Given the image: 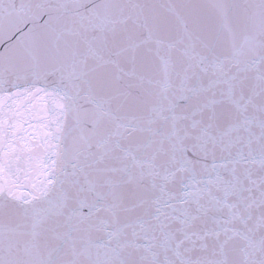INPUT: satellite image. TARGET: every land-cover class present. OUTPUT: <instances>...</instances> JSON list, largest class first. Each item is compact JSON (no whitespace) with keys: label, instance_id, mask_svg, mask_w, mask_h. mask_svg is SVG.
<instances>
[{"label":"snow or ice","instance_id":"6c2138e0","mask_svg":"<svg viewBox=\"0 0 264 264\" xmlns=\"http://www.w3.org/2000/svg\"><path fill=\"white\" fill-rule=\"evenodd\" d=\"M0 264H264V0H0Z\"/></svg>","mask_w":264,"mask_h":264}]
</instances>
